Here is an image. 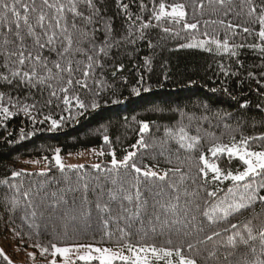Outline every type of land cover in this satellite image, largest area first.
I'll use <instances>...</instances> for the list:
<instances>
[{"label":"trees","instance_id":"16d2710c","mask_svg":"<svg viewBox=\"0 0 264 264\" xmlns=\"http://www.w3.org/2000/svg\"><path fill=\"white\" fill-rule=\"evenodd\" d=\"M160 2H164L166 6L175 2L186 5L188 22H200L198 30H193L197 33L196 39H208L201 35L206 31L209 36L221 41L227 38L230 44H244L245 47L236 49L238 52L236 57L216 54L215 51L210 53L197 48H182L181 44L193 42V40L180 26H176V30L180 31V37L164 33L161 27H150L145 30L144 39H139L137 36L135 43L124 42L118 47H112L106 57L101 56L100 62L104 67L97 68L95 71V80L104 82L99 96L93 95L92 91L81 88L79 85H74L70 89V98L79 95L80 99L89 105L86 111L76 108L74 99L72 100L73 106L69 109V106L63 104L64 94L59 91H57V97H50L47 88L42 93L37 89L31 91L9 89L3 87L4 82L0 81V91H10L14 97H19L21 106L35 103L40 109L39 114L32 112L35 122L23 112L16 114V109H11L14 115L7 121L0 117V181L8 180L11 183L22 184V190L31 188L34 193L40 191L41 196L45 193L57 192L55 198L48 196L49 203L59 198L62 194L60 189H66L69 186L79 187L80 177H84L89 182L90 189L98 184L105 185L108 175L98 172L92 166L65 168L61 172L50 161L45 176L38 175V172H31L32 175H28V172L23 171L24 175L13 178L11 173L22 171L27 160L42 158L51 160L57 150L59 154L65 156L96 149L104 153L102 166L110 167L108 161L111 160L112 152H115L119 160L128 151L133 150L131 146L139 138L140 121L149 123L151 132L146 135V140L151 143L153 139L163 138L166 127L176 130L175 126L181 120L182 111L185 114L183 124L187 126L188 134L201 136L198 149L194 152L183 149L176 151L178 145L170 142L172 150L170 157L167 153L165 156H160L158 149H142L137 154L138 163L147 165L161 174L163 171L178 167L188 177L195 178L197 181L195 185L186 178L180 188L181 190L187 188L190 193H195L190 199L194 203L198 202L201 208L209 199L206 196L205 187L208 191H212L219 186L222 191L217 195L221 198L227 193V188L232 186V182L228 180L222 183L213 182L211 172L208 184L199 187L197 191L198 186L202 184L197 175L198 168L202 166L198 157L203 153L210 163H216L224 172L242 171L244 165L238 158L229 157L225 153L213 157L208 149L217 142L230 145L233 137L238 142L241 137L264 135V53H261L259 47H253V45H264V42L258 38L259 25L247 15L248 5L242 3V0H229L226 3L225 7L231 8L227 16L215 0L211 4L209 0H203V9L194 8V0H155L157 10ZM120 3L121 0H101L102 15L111 23V35L115 39H120L127 32V17L123 9L119 7ZM123 3L128 4V11L133 16L141 15L145 21L154 7L153 0H143L147 6L143 11L140 8L141 0H123ZM254 3L259 11V5L264 3V0H254ZM213 20L217 23H209L205 26L204 21ZM220 20L239 25L234 30L235 34L233 30L219 24ZM155 24L156 22L153 21V25ZM163 26L168 25L165 23ZM244 27L253 31L245 33L242 30ZM14 31L15 26L13 25ZM5 34L6 29H0V44ZM96 36L98 42L103 40V31L97 32ZM7 38L12 40L14 36L7 33ZM28 43L31 44V41ZM75 46L87 48L88 44ZM44 55H50L52 60L56 59L55 53L45 52ZM74 59H82V57L76 55ZM2 62L3 57H0V64ZM75 76L78 78L80 73H75ZM141 77H143V84L139 83ZM88 83L90 89L100 87L93 80H89ZM53 84L55 86V81ZM145 87L150 90L143 91ZM133 89H139V94ZM49 99L51 103H48ZM93 101L97 102L99 107L91 108L90 104ZM244 104L246 107H241ZM80 112H83V115H80ZM225 113L231 115L224 116ZM45 116L57 120L60 126L52 128L51 121L44 120ZM62 116L63 121L60 119ZM205 116L207 119H201ZM188 117L194 119L189 121ZM198 128L199 132H197ZM104 136L109 138L107 143L104 141ZM250 147L254 151L264 150V141H250ZM168 158L171 159V163H168ZM178 181L179 174L172 175L171 173L166 181L149 180L146 182L149 191L145 192V196L148 197L150 203L153 199H160L155 196L157 192L162 191L164 197H167L170 192L168 184ZM5 195H11V193L7 185L0 184V253H2L0 264H49L52 259L50 252L42 255L40 248L34 247L36 244L50 248L52 243L57 246L84 243L101 247H113L116 243L117 236L115 235L111 240L107 237L102 239L103 227L95 213L90 222L91 226L85 228L81 221L66 220L60 211L49 217L50 209L45 211L44 208H40L37 210V222L41 223V228L30 227L22 219V210L13 212L5 206ZM81 195L82 192L79 191L67 193V198L71 200L75 197L79 201ZM97 195L98 190L96 193L89 191L88 200L94 202ZM183 199L182 196V203ZM41 211L45 212L43 219L39 215ZM192 214L197 217L194 223L203 226L208 234H211L213 230L222 232L220 238H214L215 241L225 238L226 234L223 233V229L230 227V223H236L240 227L247 220L252 219L254 224H259L261 220H264V204L257 203L243 214L230 217L228 221L215 225L209 224L195 208ZM65 225H67V235H65ZM116 227V224H112L111 230L115 232ZM119 227H126V225L121 222ZM152 227L153 225L147 221L143 226L136 222L127 230L131 234L133 243L140 240L142 234L147 231V243L164 246L169 233L165 230L161 234L158 224L155 225L157 232L153 233L151 232ZM203 235L204 233L194 232L187 239L194 242L196 239H202ZM172 239L183 242L182 239L177 240L175 232L172 233ZM214 241L198 246L200 253L197 256L198 264H225L223 250L219 253V259L212 261L205 259L207 252L216 247ZM254 243L257 247V254H259V242ZM244 251L241 246L234 256L229 257L226 264H246ZM189 254L195 255V253ZM247 259H253L251 254L247 256ZM77 264H82V262H77ZM160 264L163 262L161 261Z\"/></svg>","mask_w":264,"mask_h":264},{"label":"snow or ice","instance_id":"6c2138e0","mask_svg":"<svg viewBox=\"0 0 264 264\" xmlns=\"http://www.w3.org/2000/svg\"><path fill=\"white\" fill-rule=\"evenodd\" d=\"M212 2L213 0H209L210 4ZM215 2L224 9L225 16L230 14L231 8L225 7L229 0H215ZM242 3L248 5L247 15L253 18L254 23H258V38L264 42V3L259 5V11L254 0H242ZM153 4L151 15L145 21L141 15L133 16L128 11V4L121 0L119 7L123 9L127 17V32L120 39H115L111 35V23L102 15L101 0H0V29H6L5 38L0 44V57H3V62L0 64V69H2L0 81L4 82L2 86L29 91L37 89L41 93L47 88L50 97H57V91H59L64 94L63 104L69 106V109L73 106L72 100L74 99L75 107L86 111L89 105L82 101L79 95L70 98V89L74 85H79L81 88L92 91L93 95L99 96L104 82L95 80V71L97 68L104 67L100 62L101 56L106 57L112 47H118L124 42L135 43L137 36L139 39H144L145 30L150 27H161L164 33L180 37V31L176 30V26H180L193 40V42L181 44L182 48H200L210 53L215 51L216 54L236 57L238 56L236 49L245 47L244 44H230L227 38L221 41L209 36L206 31L201 35L208 39H196L197 33L193 30H198L200 22H188L184 3L175 2L166 6L164 2H160L158 10L155 7V0ZM193 6L203 9L204 2L194 0ZM146 7L141 0V10L143 11ZM166 8H170V11ZM153 21L156 22L155 25ZM165 23L168 26H163ZM209 23L216 24L217 21H204L205 26ZM219 24L233 30V34H235L234 30L239 27L225 20H220ZM13 25L15 26L14 32ZM242 30L245 33L253 31L248 27ZM99 31H103L104 38L98 42L96 33ZM7 33H11L14 39L9 40ZM28 41H31V44ZM83 43H87L88 47L75 46ZM253 47H259L261 53H264V45H253ZM45 52L55 53L56 59H50V55H44ZM76 55L82 59H74ZM77 72L80 73L78 78L75 76ZM89 80L98 83L100 87L90 89ZM53 81H55V86ZM143 82V77H141L139 83L143 84ZM149 90L150 88H143V91ZM133 91L139 94V89H133ZM48 103H51V99ZM90 107L95 109L99 107V104L93 101ZM241 107H246V104ZM11 109H16V114L23 112L34 122L35 117L32 116V112L39 114L40 111L35 103L21 106L19 97H14L10 91H0V117L7 121L14 115ZM80 115H83V112H80ZM184 115L181 111V120L177 122L175 131L172 127H166L163 138L153 139L151 143L146 140V135L151 132L149 123L140 121L139 138L131 146L132 151H128L119 160L115 152H112L110 167L101 164L92 165L98 172L108 175L105 185L98 184L90 189L89 182L84 177H80L79 187L69 186L66 189H60L62 194L59 198L49 203L48 196L55 198L57 192L45 193L41 196L40 191L34 193L31 188L22 190V184L11 183L8 180L0 181V184L7 185L11 193L4 197L5 206L13 212L22 210V219L30 227L41 228V223L37 222V210L40 208H44L45 211L50 209L49 217L60 211L66 220L81 221L85 228L91 226L90 222L95 213L103 227L102 239L107 237L111 240L114 235L117 236L113 247L84 243H73L67 246H57L52 243L50 248L39 244L34 245L40 248L42 255L50 252L52 259L49 264H58L57 257L60 258L59 264H77V262H82V264H159L161 261L163 264H198L197 256L200 254L198 246L213 242L214 238H220L222 232L213 230L211 234H208L203 226L194 223L197 217L192 214L193 208L206 218L209 224L215 225L228 221L230 217L243 214L257 203L264 204V150L254 151L250 147V141H264V135L241 137L238 142L233 137L230 145L217 142L208 149L213 157L227 153L229 157L238 158L244 165L242 171L224 172L216 163H210L203 153L200 154L198 159L202 166L198 168L197 175L202 184L198 186L197 191L199 187L208 184L210 172L213 182L222 183L225 180L232 182V186L227 188V193L222 198L217 195L222 191L219 186L212 191H208L205 187V193L209 199L205 201L203 208L198 202L194 203L190 199L195 193H190L187 188L183 190L180 188L186 178L195 185L197 183L195 178L188 177L178 167L163 171L161 174L147 165L138 163L137 154L142 149H158L160 156H165L167 153L170 157L172 151L170 142L178 145L176 151L183 149L194 152L198 149L201 136L188 134L187 126L183 124ZM229 115L231 114H224V116ZM60 119L63 121L64 117ZM188 119L191 121L194 118L188 117ZM201 119H207V117H201ZM44 120H50L52 128L60 126L59 122L51 119L50 116H45ZM104 141L106 143L109 141L108 136H104ZM99 155L102 156L104 153L100 152ZM54 159L59 170L63 172L65 165L59 154ZM168 163H171L170 158H168ZM68 167L82 168L83 165ZM170 173L179 174V181L168 184L170 192L167 197H164L162 191L157 192L155 196L160 199H153L150 203L148 197L145 196V192L149 191L146 182L149 180L166 181ZM11 175L17 178L24 173L13 171ZM38 175L45 176L46 173L40 172ZM97 190V199L94 202L89 201L88 192L96 193ZM78 191L82 192L79 201L75 197L71 200L67 198V193ZM182 196L184 197L183 203L181 202ZM39 215L43 219L45 212L41 211ZM145 221L153 225L151 228L153 233L157 232L155 227L157 224L160 226L161 234L167 230L169 237L164 246L147 243V231L142 234L140 240L133 243L127 229L136 222L143 226ZM121 222H124L126 227H119ZM112 224L117 225L115 232L111 230ZM173 232L177 234V240L182 239L183 242L174 241ZM194 232L204 233L203 238L196 239L194 242L187 239ZM223 233L226 234L225 238L214 241L216 247L207 252L206 260L219 259V253L223 250V260L226 264L229 257L234 256L236 250L243 246L246 264H264V258H261L264 257V220H261L259 224H254L253 220L249 219L240 227L236 223H230V227L224 228ZM65 235H67V225H65ZM257 241L260 247L259 254H257V247L254 243ZM189 253H195V255ZM249 254L253 259H247Z\"/></svg>","mask_w":264,"mask_h":264},{"label":"rangeland","instance_id":"374dc122","mask_svg":"<svg viewBox=\"0 0 264 264\" xmlns=\"http://www.w3.org/2000/svg\"><path fill=\"white\" fill-rule=\"evenodd\" d=\"M170 11L169 9H166ZM214 45H213V49H214ZM200 49V48H197ZM203 50V49H202ZM100 151L96 150V149H89V150H84V151H80L77 153H72V154H68V155H61L59 153H55L52 157L51 160L49 158H42V159H33V160H27L26 161V166L22 169V171L24 172H47L48 168H49V164L50 161L56 165L55 159L54 157L59 154V156L61 157V160L63 162V164L65 165V168H70L68 166H79V165H83V166H92L95 164H103V155H99ZM227 155V153H225ZM112 159V156H111ZM111 160L108 161V163H110ZM57 166V165H56ZM58 167V166H57ZM58 258V264L60 262V258ZM15 264V263H12ZM160 264V262H159Z\"/></svg>","mask_w":264,"mask_h":264}]
</instances>
